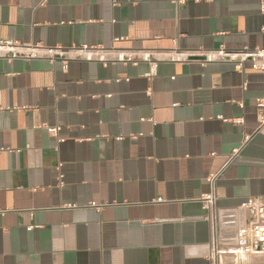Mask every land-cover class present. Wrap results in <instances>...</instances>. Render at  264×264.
Masks as SVG:
<instances>
[{
    "label": "crops",
    "instance_id": "obj_1",
    "mask_svg": "<svg viewBox=\"0 0 264 264\" xmlns=\"http://www.w3.org/2000/svg\"><path fill=\"white\" fill-rule=\"evenodd\" d=\"M42 1L0 0V264H208L207 176L239 149L216 210L264 200V74L169 53L262 47L260 0Z\"/></svg>",
    "mask_w": 264,
    "mask_h": 264
},
{
    "label": "built area",
    "instance_id": "obj_2",
    "mask_svg": "<svg viewBox=\"0 0 264 264\" xmlns=\"http://www.w3.org/2000/svg\"><path fill=\"white\" fill-rule=\"evenodd\" d=\"M182 1L184 0H178V2ZM42 2H45V0ZM260 12L264 17V0H260ZM262 32L264 34V25ZM49 51L51 50L49 49ZM16 55L17 51L13 47L0 43V58H12ZM169 59L175 62L225 60L233 62L237 68H241L244 62L249 60L253 70L264 74V44L260 48H245L242 50H229L227 48L212 51L173 50L169 53ZM256 115L258 129H264V99L258 100ZM45 128L51 136L59 141L62 140L58 138V126H45ZM246 140H248V136H245L244 141ZM238 153L239 149L234 150L224 166L207 176L209 192L201 198L207 211L205 218L210 223L211 230V241L206 255L208 264H240L247 256H264V200L247 199L242 202L239 208L245 211L246 215L243 216L236 215L233 212L218 214L216 210L215 181ZM158 201H161V199H158ZM217 219L222 226H232L231 231L219 232L217 230Z\"/></svg>",
    "mask_w": 264,
    "mask_h": 264
}]
</instances>
